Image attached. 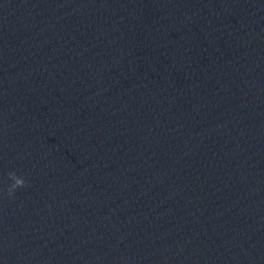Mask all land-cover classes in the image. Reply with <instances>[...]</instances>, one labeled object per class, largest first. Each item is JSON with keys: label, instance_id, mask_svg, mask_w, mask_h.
<instances>
[{"label": "water", "instance_id": "water-1", "mask_svg": "<svg viewBox=\"0 0 264 264\" xmlns=\"http://www.w3.org/2000/svg\"><path fill=\"white\" fill-rule=\"evenodd\" d=\"M0 264H264V28L0 0Z\"/></svg>", "mask_w": 264, "mask_h": 264}, {"label": "clouds", "instance_id": "clouds-1", "mask_svg": "<svg viewBox=\"0 0 264 264\" xmlns=\"http://www.w3.org/2000/svg\"><path fill=\"white\" fill-rule=\"evenodd\" d=\"M22 184V180L19 178H15L13 183H12V189H15V187H17L18 185Z\"/></svg>", "mask_w": 264, "mask_h": 264}]
</instances>
